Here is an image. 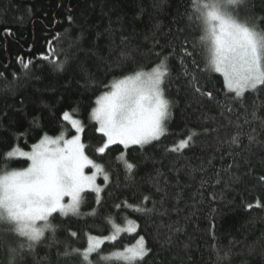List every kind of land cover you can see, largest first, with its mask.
Masks as SVG:
<instances>
[{
  "label": "trees",
  "instance_id": "obj_1",
  "mask_svg": "<svg viewBox=\"0 0 264 264\" xmlns=\"http://www.w3.org/2000/svg\"><path fill=\"white\" fill-rule=\"evenodd\" d=\"M191 5L192 0H0V168L28 164L25 157H6L14 146L29 150L44 134L71 136L74 130L62 113L76 109L74 117L84 122L83 141L90 145L87 154L110 175L99 205L97 194L86 190L80 215L53 214L56 231H47L13 264H82V257L63 253L87 247L88 234H112L114 225L125 230L115 241H105L101 255L143 236L151 251L142 264H264V181L259 179L264 176V86L236 98L221 73L206 70L202 27ZM262 9L260 0H246L237 14L264 29L256 19L264 17ZM185 47L192 56H184ZM18 57L32 60L27 71ZM163 57L172 72L163 87L173 104L165 135L143 147L115 144L97 154L103 138L90 118L97 96L109 90L105 85L149 70ZM190 134L195 135L188 148L167 151ZM237 134L239 142L231 143ZM121 153L136 165L131 172L118 159ZM233 157L239 167L227 171ZM136 206L142 210L134 211ZM129 220L138 227L126 230ZM19 243L26 241L0 224V264H9V248ZM217 249L221 256L230 254L218 261ZM89 259L96 264L98 256Z\"/></svg>",
  "mask_w": 264,
  "mask_h": 264
},
{
  "label": "snow or ice",
  "instance_id": "obj_2",
  "mask_svg": "<svg viewBox=\"0 0 264 264\" xmlns=\"http://www.w3.org/2000/svg\"><path fill=\"white\" fill-rule=\"evenodd\" d=\"M245 3L246 0H192L191 5L193 19L202 27L199 45L204 55L206 70L221 73L227 91L235 93L236 98L242 97L246 90L264 86V29H260L258 23L239 18L236 10ZM260 4L264 5V0H260ZM255 7L253 4V10ZM256 19L259 23H264V17ZM5 32L11 35L10 29H5ZM59 35L56 34L53 41L57 40ZM53 41L48 43L52 55L55 56L56 52L51 47ZM193 47L195 48V45ZM183 54L192 56L193 52H189L185 47ZM41 58L51 59L50 56ZM18 61L25 71L33 63L32 60H24L22 57H18ZM55 66L62 69L63 62L56 60ZM171 75L168 58L163 57L150 71L136 70L115 80L111 85L104 86L111 90H106L97 97L96 107L91 110V119L98 125L96 132L103 138L102 144L95 148L97 154H105L115 144L123 145L125 149L130 145L143 147L165 135L173 104L166 98L163 85ZM2 77L3 74L0 73V78ZM195 91L207 96L209 100L213 98L210 91L201 93L199 87H196ZM74 114H78V110L73 109L72 113L66 110L62 113V119L70 122L75 132L70 138L65 134L57 137L44 134L38 143L31 146V151H24L17 145L5 154L7 158L19 156L30 161L23 169L0 168V224L7 225L9 234L26 241L19 243L17 247L9 248V264H13L25 248L33 249L45 237L47 231H56V226L51 223L53 214L80 215L84 202L83 193L86 190L94 191L97 194V204L101 202L100 193L104 188L96 183V179L98 175H103L104 181L109 182L110 175L103 165L96 163L87 154L86 149L90 145L83 141L84 122L74 118ZM251 115L255 118V112ZM236 127L239 128L240 125ZM193 135L195 134L180 140L167 151L178 152L188 148L193 142ZM238 135L231 137V143L239 142ZM118 159L124 163L128 172L136 167L127 161L125 153H121ZM89 166L95 169L91 175L85 174V168ZM234 166L239 167L235 164V157L233 164L227 166V171ZM259 179L264 181V176ZM65 197L68 198L67 202ZM148 200L149 197L145 196L144 201ZM124 206H128L126 201ZM247 207L251 209L253 205L249 204ZM115 208L120 209L121 204H116ZM133 210L139 212L142 209L136 206ZM90 214L95 215V210ZM127 223L128 231L138 227L134 221L129 220ZM124 230L119 225H114L109 236L88 234L87 247L71 248L63 255H78L83 258L82 264H93L89 259L93 253L98 256L96 264L107 260L142 264L151 251L143 236L135 246L101 255L105 241H115L116 233ZM70 235L76 237L77 233L70 232ZM229 254L225 252L224 256H221L217 249V260L226 259Z\"/></svg>",
  "mask_w": 264,
  "mask_h": 264
},
{
  "label": "rangeland",
  "instance_id": "obj_3",
  "mask_svg": "<svg viewBox=\"0 0 264 264\" xmlns=\"http://www.w3.org/2000/svg\"><path fill=\"white\" fill-rule=\"evenodd\" d=\"M241 7L242 6H240L236 11H238V10H240L241 9ZM151 69H149V70H144V71H150ZM123 78V77H122ZM121 79V78H120ZM117 80H119V79H117ZM109 90H111L110 88H109ZM103 94V92L101 93V94H99L97 97H99L100 95H102ZM97 99V98H96ZM94 107H96V104H94L93 105V107L92 108H94ZM92 108H91V110H92ZM91 110H90V118H91ZM74 118H76V117H74ZM78 119V118H77ZM70 123V122H69ZM63 133H60V134H58V135H56V136H50V137H57V136H60V135H62ZM75 134V132L72 134V135H74ZM49 136V135H48ZM67 137V136H66ZM71 136H69V137H67V138H70ZM39 142V141H38ZM37 142V143H38ZM24 151H31V148L29 149V150H24ZM30 163V161H28V164ZM28 164L24 167V168H26L27 166H28ZM19 169H23V168H19ZM95 171V169H93V168H91L90 166L89 167H86L85 168V174H87V175H91L93 172ZM99 177H102L103 178V175H98L97 176V179H96V183L97 184H99V185H101L102 187H103V185H104V183H105V181H104V179H103V183H100L99 181H98V179H99ZM67 200H68V198L67 197H65V202H67ZM124 228H126V229H128V225H125V226H123ZM111 235V234H110ZM106 236H109V235H106ZM137 244V242L135 243V244H133L132 246H135ZM128 247H131V246H128Z\"/></svg>",
  "mask_w": 264,
  "mask_h": 264
}]
</instances>
